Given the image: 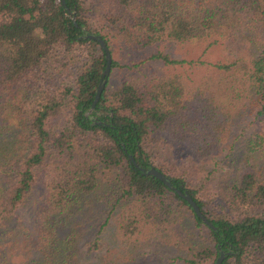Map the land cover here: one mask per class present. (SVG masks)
Returning a JSON list of instances; mask_svg holds the SVG:
<instances>
[{
    "label": "trees",
    "instance_id": "1",
    "mask_svg": "<svg viewBox=\"0 0 264 264\" xmlns=\"http://www.w3.org/2000/svg\"><path fill=\"white\" fill-rule=\"evenodd\" d=\"M86 2L0 0V264H213L220 249L221 264H264V0ZM86 33L120 49L92 109L106 59ZM156 144L201 164L226 151L224 208L250 209L209 207L185 170L152 158Z\"/></svg>",
    "mask_w": 264,
    "mask_h": 264
},
{
    "label": "rangeland",
    "instance_id": "2",
    "mask_svg": "<svg viewBox=\"0 0 264 264\" xmlns=\"http://www.w3.org/2000/svg\"><path fill=\"white\" fill-rule=\"evenodd\" d=\"M87 8H90V13L95 9L97 0H86ZM104 1V0H103ZM102 6V5H101ZM88 47L85 45H81L78 49H75V53L78 55V59L84 58L88 54ZM59 50V48H58ZM182 54V56H185L187 58L191 57V53L187 51L186 48H182L179 50ZM120 53V49L118 47H115L113 49V52L111 53V56L118 57ZM156 67V64H155ZM159 67V66H158ZM159 68H165L164 66H160ZM73 69H68L67 71L71 72ZM72 79V76H70L68 73H66L64 76L62 75L60 77V81H64L66 83H69ZM68 118V115L65 110H63L60 114L53 117L51 119V123L53 125H60L64 123ZM238 130L242 131L244 136L242 140H245L247 138L250 139V137H254V130L255 125L251 124L248 120H245L240 124L238 127ZM246 141V140H245ZM150 154L152 158L157 163H164L168 162L170 164L175 165L176 169H179L181 171L185 170L188 177L192 178V183L196 186V188L199 190V195L201 198H203L209 205V207L215 209L217 212L223 213L225 215L229 216H235L240 211L245 209H250V207L246 206H237L232 205L227 207V209L224 208L223 200L220 197V181L222 177L228 172V167L223 166L220 159L226 153V151L223 152V154L220 157L214 158L211 160L209 164H201L198 161H189V159L182 154L181 152L174 151V154L171 152V147L168 148L166 146L156 144L151 145L149 147ZM183 155V156H182ZM215 159H219L216 166H214ZM213 171V174L210 176V178L206 177L207 169ZM21 216V217H20ZM19 217L24 220L25 223L29 222V208L28 207H22L19 210ZM159 262V256L155 253H147L144 256H142L140 259L137 260L136 264H157Z\"/></svg>",
    "mask_w": 264,
    "mask_h": 264
},
{
    "label": "water",
    "instance_id": "3",
    "mask_svg": "<svg viewBox=\"0 0 264 264\" xmlns=\"http://www.w3.org/2000/svg\"><path fill=\"white\" fill-rule=\"evenodd\" d=\"M61 1H62L63 5L65 6V8L68 10V8H67V6L65 4V0H61ZM69 15L75 21L74 12L72 11L71 13H69ZM84 36L96 39L100 43V45L104 49L105 59H106V64H105V67H104V69L102 71L98 86L96 88L95 96H94V99H93L92 104H91V109H92L96 105V103H97V101H98V99L100 97V94H101V92L103 90V87H104V85L106 83L107 77H108L109 72H110L112 56H111L110 48L108 47L105 39L100 34H98V33H86ZM128 158L131 161V163L133 164V166L135 168H138L142 173H144V174H152V175L158 177L167 186H169L170 188L174 189L181 197H183L184 199H186L189 202V204L192 206L194 212L202 219V221L204 223H206L210 227L216 229V226L210 221V219L208 217H206V215H204V213L199 208L197 202L194 200V198L191 196V194L187 190H182L180 187L175 186L171 182L170 178H168V176L165 173H163L161 170H159L155 166H150L148 168L140 166L131 153H128ZM229 253H231L230 250L226 251L224 249H220L219 250V254L216 257V259H215L213 264H221L223 259L225 258V256L227 254H229Z\"/></svg>",
    "mask_w": 264,
    "mask_h": 264
}]
</instances>
